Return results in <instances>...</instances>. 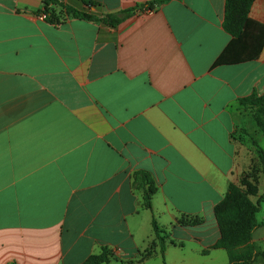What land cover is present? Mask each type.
I'll list each match as a JSON object with an SVG mask.
<instances>
[{
  "label": "crops",
  "instance_id": "obj_1",
  "mask_svg": "<svg viewBox=\"0 0 264 264\" xmlns=\"http://www.w3.org/2000/svg\"><path fill=\"white\" fill-rule=\"evenodd\" d=\"M57 1L0 0V264H82L103 249L108 264H228L215 211L264 149L241 105L264 96V49L217 65L227 0ZM62 5L137 10L111 27ZM250 18L264 25V0ZM137 173L154 183L151 208ZM258 187L254 202L263 174Z\"/></svg>",
  "mask_w": 264,
  "mask_h": 264
},
{
  "label": "trees",
  "instance_id": "obj_2",
  "mask_svg": "<svg viewBox=\"0 0 264 264\" xmlns=\"http://www.w3.org/2000/svg\"><path fill=\"white\" fill-rule=\"evenodd\" d=\"M255 0H227L224 19V29L232 36V42L217 61V65H239L257 60L264 49V25L250 18V11ZM58 2L57 0H45V5ZM83 2L95 7L91 1ZM74 17L86 20L102 22L105 25L116 27L125 19L132 17L137 9L123 12L121 15H107L97 17L93 14L83 13L68 6L62 5ZM154 10V3L146 6ZM142 8V7H141ZM241 105L255 110L254 120L261 133L264 134V96H252L241 100ZM256 146H258L255 143ZM259 164L254 166L242 178L240 184H230L222 203L216 208L215 217L219 226L220 239L215 248L224 249L229 255L228 264H254L259 258H264V251L252 243L254 232L260 227L257 215L260 212V204L264 201V194L257 202L252 197L259 196V174L264 175V149L257 147ZM135 183L144 189L146 206L152 207V196L155 188L151 177L146 173H137ZM153 227L161 246L164 245L162 231L153 222ZM112 253L103 249L100 255L91 256L82 264H108Z\"/></svg>",
  "mask_w": 264,
  "mask_h": 264
},
{
  "label": "rangeland",
  "instance_id": "obj_3",
  "mask_svg": "<svg viewBox=\"0 0 264 264\" xmlns=\"http://www.w3.org/2000/svg\"><path fill=\"white\" fill-rule=\"evenodd\" d=\"M151 12H153V11H151ZM43 15H45V14H43ZM43 15H41V17L43 16ZM46 16V18H47V15H45ZM43 18V17H42ZM46 18H44V19H46ZM252 109V108H251ZM251 109H245V113H246V115H247V118H248V123H249V130L250 131H252L253 132V130H254V127L255 126H253V124H254V122H255V120H254V117H255V110H251ZM246 133H248V131H245ZM250 137H253V136H251V135H249ZM257 139H258V141H259V144H260V146H262V147H264V136H257ZM258 171H261L262 170V167L260 166V164H258ZM263 209L258 213V220H259V222H264V203H263Z\"/></svg>",
  "mask_w": 264,
  "mask_h": 264
},
{
  "label": "built area",
  "instance_id": "obj_4",
  "mask_svg": "<svg viewBox=\"0 0 264 264\" xmlns=\"http://www.w3.org/2000/svg\"><path fill=\"white\" fill-rule=\"evenodd\" d=\"M149 11H153V10L148 9L147 12H149ZM42 17H43V19L46 18L45 15H43Z\"/></svg>",
  "mask_w": 264,
  "mask_h": 264
}]
</instances>
